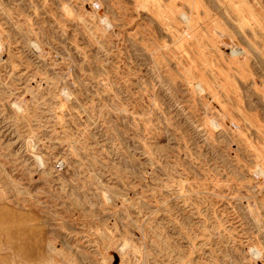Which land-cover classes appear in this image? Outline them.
Masks as SVG:
<instances>
[{"label":"rangeland","instance_id":"rangeland-1","mask_svg":"<svg viewBox=\"0 0 264 264\" xmlns=\"http://www.w3.org/2000/svg\"><path fill=\"white\" fill-rule=\"evenodd\" d=\"M263 258L264 0H0V264Z\"/></svg>","mask_w":264,"mask_h":264},{"label":"bare ground","instance_id":"bare-ground-1","mask_svg":"<svg viewBox=\"0 0 264 264\" xmlns=\"http://www.w3.org/2000/svg\"><path fill=\"white\" fill-rule=\"evenodd\" d=\"M238 53H239V52H238ZM238 53H237L236 51H234V52L232 53V55H233V54H236V55H237ZM236 55H234V57H235ZM238 56H240V55H238ZM236 57H237V56H236ZM215 123H216V122H215ZM257 251H259V250H257ZM259 254H262V251H261V252L259 251ZM263 259H264V258H263ZM263 261H264V260H263Z\"/></svg>","mask_w":264,"mask_h":264}]
</instances>
